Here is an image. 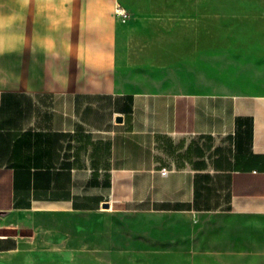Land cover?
Returning <instances> with one entry per match:
<instances>
[{
  "label": "crops",
  "instance_id": "obj_1",
  "mask_svg": "<svg viewBox=\"0 0 264 264\" xmlns=\"http://www.w3.org/2000/svg\"><path fill=\"white\" fill-rule=\"evenodd\" d=\"M105 203L264 264V0H0V264Z\"/></svg>",
  "mask_w": 264,
  "mask_h": 264
},
{
  "label": "rangeland",
  "instance_id": "obj_2",
  "mask_svg": "<svg viewBox=\"0 0 264 264\" xmlns=\"http://www.w3.org/2000/svg\"><path fill=\"white\" fill-rule=\"evenodd\" d=\"M16 221L25 226L16 228L22 264H224L199 240L205 220L194 215L104 207L95 213L32 212Z\"/></svg>",
  "mask_w": 264,
  "mask_h": 264
},
{
  "label": "built area",
  "instance_id": "obj_3",
  "mask_svg": "<svg viewBox=\"0 0 264 264\" xmlns=\"http://www.w3.org/2000/svg\"><path fill=\"white\" fill-rule=\"evenodd\" d=\"M118 11L121 12V13H123V14H125V11L121 7L118 8ZM167 172H168L167 167H163L161 169V173L166 174Z\"/></svg>",
  "mask_w": 264,
  "mask_h": 264
},
{
  "label": "water",
  "instance_id": "obj_4",
  "mask_svg": "<svg viewBox=\"0 0 264 264\" xmlns=\"http://www.w3.org/2000/svg\"><path fill=\"white\" fill-rule=\"evenodd\" d=\"M105 207H109V203H105V205H104Z\"/></svg>",
  "mask_w": 264,
  "mask_h": 264
}]
</instances>
